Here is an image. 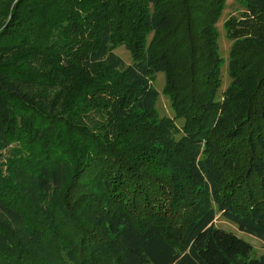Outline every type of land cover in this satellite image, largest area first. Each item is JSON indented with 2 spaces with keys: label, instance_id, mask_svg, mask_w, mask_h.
Here are the masks:
<instances>
[{
  "label": "trees",
  "instance_id": "16d2710c",
  "mask_svg": "<svg viewBox=\"0 0 264 264\" xmlns=\"http://www.w3.org/2000/svg\"><path fill=\"white\" fill-rule=\"evenodd\" d=\"M226 1L0 0V264H264L216 225L264 241V0L219 97Z\"/></svg>",
  "mask_w": 264,
  "mask_h": 264
},
{
  "label": "rangeland",
  "instance_id": "374dc122",
  "mask_svg": "<svg viewBox=\"0 0 264 264\" xmlns=\"http://www.w3.org/2000/svg\"><path fill=\"white\" fill-rule=\"evenodd\" d=\"M245 11H246V0H227L223 12L216 25L217 35H218L217 42L219 47V55L221 56V58H223V63L221 65L222 82L219 91V97L222 96V93L229 87L231 83V78L228 69H229V60H230L231 49L233 46V41L228 37L226 22L228 19L232 17L235 18L241 17V15ZM116 53L121 58H123L127 64L131 63V55L124 46L118 47ZM73 85L74 84L72 83L67 85V88L63 92L65 96H67L68 93L70 94L72 93ZM152 85L159 92V98L157 102V111L159 115L166 117H174L175 112L171 100L164 92L166 85L165 74L159 73L156 76L155 80L152 81ZM216 225L228 232L235 233L240 238L252 244L254 246L255 253L258 256L264 254V241L252 235L241 232L237 228V226L227 221L220 215L217 216Z\"/></svg>",
  "mask_w": 264,
  "mask_h": 264
}]
</instances>
